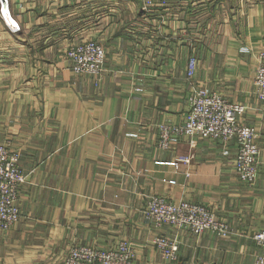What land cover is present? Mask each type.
<instances>
[{
  "label": "crops",
  "instance_id": "1",
  "mask_svg": "<svg viewBox=\"0 0 264 264\" xmlns=\"http://www.w3.org/2000/svg\"><path fill=\"white\" fill-rule=\"evenodd\" d=\"M0 13V140L21 149L27 174L20 216L0 233V264H65L75 245L119 247L137 264H257L264 229V100L254 87L264 51V0H8ZM11 18L19 26L13 29ZM107 51L104 78L76 74L65 50L84 40ZM193 81L246 105L260 171L246 183L237 142L174 136ZM176 163H172V162ZM209 207L230 224L212 230L155 226L150 196ZM178 243L174 260L155 243Z\"/></svg>",
  "mask_w": 264,
  "mask_h": 264
},
{
  "label": "built area",
  "instance_id": "2",
  "mask_svg": "<svg viewBox=\"0 0 264 264\" xmlns=\"http://www.w3.org/2000/svg\"><path fill=\"white\" fill-rule=\"evenodd\" d=\"M150 1V0H149ZM187 1V0H183ZM0 13L10 14L8 0H0ZM12 19V18H11ZM13 29L19 26L13 25ZM107 51L105 46L95 40H84L73 43L67 50L71 69L76 74L91 76L96 82L104 78ZM254 73V87L259 99L264 100V51L258 53ZM197 58L191 56L188 64V108L184 121L176 124L160 125L159 144L167 146L174 136H188L192 140L213 138L223 142L235 140L238 144L234 165L242 179L254 184L260 171V147L257 143L258 133L253 125L243 123L241 118L246 105L228 100L216 92L193 81ZM176 163V162H172ZM26 181L23 169L19 165V154L0 142V233L12 229L20 216L19 191ZM145 216L155 226L164 224L187 228L200 234L212 230L226 236L232 228L226 221L219 219L206 205L188 200L170 201L162 195H153L147 201ZM260 248L256 263L264 264V229L252 235ZM163 256L174 260L178 256V243L166 235L155 239ZM66 264H137L127 244L119 247L97 248L91 245H75L68 255Z\"/></svg>",
  "mask_w": 264,
  "mask_h": 264
},
{
  "label": "rangeland",
  "instance_id": "3",
  "mask_svg": "<svg viewBox=\"0 0 264 264\" xmlns=\"http://www.w3.org/2000/svg\"><path fill=\"white\" fill-rule=\"evenodd\" d=\"M11 22L13 23V25H16L17 23L13 20V19H11ZM12 25V26H13ZM14 27V26H13ZM76 43V42H75ZM72 45V44H71ZM70 45V46H71ZM69 46V47H70ZM69 47L65 50V53H64V55H65V58H66V56H67V50L69 49ZM67 60H68V58H66ZM69 61V60H68ZM71 68V67H70ZM73 71V70H72ZM0 142L1 143H4L6 146H7V148L8 149H10V150H12V151H17L18 152V154H19V165H20V167L23 169V167H22V165H21V149H20V147L19 146H17V145H15L14 144V142H13V139L11 138V137H8V138H5V140H0ZM23 171H24V173H25V176H26V180H27V174H26V172H25V170L23 169ZM26 182V181H25ZM24 182V183H25ZM23 183V184H24ZM23 184H22V186H23ZM22 186H21V188H20V191H19V196H20V192H21V189H22ZM17 202H19V200L17 201ZM19 206H20V204H19ZM156 237H158V235L156 236ZM156 243V242H155ZM161 251V250H160ZM162 253V252H161ZM67 263V257L65 258V264Z\"/></svg>",
  "mask_w": 264,
  "mask_h": 264
}]
</instances>
